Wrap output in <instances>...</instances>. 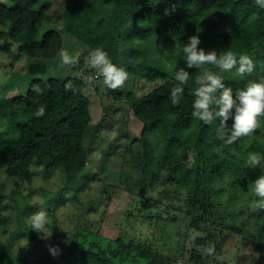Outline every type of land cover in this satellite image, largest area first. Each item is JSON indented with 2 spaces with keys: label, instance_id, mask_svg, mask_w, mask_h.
<instances>
[{
  "label": "trees",
  "instance_id": "16d2710c",
  "mask_svg": "<svg viewBox=\"0 0 264 264\" xmlns=\"http://www.w3.org/2000/svg\"><path fill=\"white\" fill-rule=\"evenodd\" d=\"M8 1L13 5L0 4V25L8 27L9 36L29 57L55 56L63 42L61 32H40V26L51 19V1ZM62 30L93 50L103 49L115 64L125 58L126 49L128 55L141 52L142 42L134 47L138 40L148 42L154 37L165 42L168 62L148 54L147 47H143V61L124 62V69L135 77L160 81L141 96L133 92L126 96L134 115L144 125L138 151V168L143 176L140 187L127 190L147 194L166 180L174 181L186 192L184 211L191 218L190 227L199 233L190 261L207 264L213 254L202 255L201 246H211L219 252L229 235L239 234L242 247L248 251L239 257V264H250L256 253L264 251V219L253 231L228 224L217 196L221 198L225 190L237 186H250L262 174L260 168H248L244 161L249 152L264 154L263 136L257 134L264 131V117L258 118L260 127L253 134L231 145L216 140L219 121L204 125L191 116V104L196 77L203 71L218 73V69L211 65L187 68L182 45L190 36L199 35V47L206 51L216 50L219 54L231 50L237 58L249 55L255 63L251 74L261 75L256 81H264V54L260 53L264 50V9L255 0H69ZM121 46L125 48L122 52ZM180 68L189 72V81L181 104L174 106L169 95L176 83L174 74ZM46 71L43 64L29 66L31 74ZM220 75L233 91L246 85V80L237 74ZM37 86L41 92L34 91ZM85 87L86 82L74 76L37 78L31 81L26 94L0 98V170L28 184L34 180V166L47 173L60 171L64 189L77 195L88 181L84 140L92 116ZM41 106L45 114L37 117L35 113ZM232 122L230 118L229 127ZM163 170L165 179L161 176ZM220 181L223 183L217 184ZM44 195L51 225L57 230L50 204L52 196L60 192L51 194L45 190ZM7 207L0 189V227L10 221L4 214ZM85 236L84 242L68 249L73 264H181L151 247L121 238H108L95 231ZM262 260L261 256L256 263Z\"/></svg>",
  "mask_w": 264,
  "mask_h": 264
},
{
  "label": "rangeland",
  "instance_id": "374dc122",
  "mask_svg": "<svg viewBox=\"0 0 264 264\" xmlns=\"http://www.w3.org/2000/svg\"><path fill=\"white\" fill-rule=\"evenodd\" d=\"M50 1L48 12L51 19L40 26V32L50 29L61 32L63 42L55 56L29 57L20 43L9 36L8 27L0 25V98L26 94L31 81L37 78H82L86 82L85 94L91 102L92 116L84 140L88 153L85 169L88 181L75 195L73 191L64 189V177L60 171L47 173L34 166V180L28 184L0 170V189L8 205L4 214L10 217L7 225L0 227V264H73L68 249L84 242L85 233L89 231L151 247L181 264H195L190 257L199 233L190 227L191 218L184 211L185 190L179 189L170 180L147 194L127 190L140 187L143 176L138 168V151L142 145L144 125L134 115L126 96L129 92L141 96L160 81L147 82L127 71L128 78L121 88H107L102 77L90 65V55L94 50L62 30L69 0ZM0 4L13 5L8 0H0ZM140 42L143 43L141 52L128 55L126 49L125 58H119L117 65L123 67L126 59L136 63L143 61L145 47L148 54L168 62V48L163 40L154 37L148 42L138 40L134 47L142 45ZM124 49L121 46L120 52ZM62 50L73 55L79 53L77 62L72 66H61ZM260 53L263 55L264 50ZM31 63L43 64L47 71L44 74H31ZM220 74L236 76L235 69ZM247 78L256 81L262 76L249 74ZM257 134L263 136L264 140L263 130ZM161 176L166 178L165 170L161 171ZM221 183L223 181L217 182L219 185ZM245 186L225 190L222 193L224 196H217V203L228 224L253 231L264 219V209L253 207L256 200L254 191L249 185ZM45 190L51 194L60 192V195L52 196L53 202L50 204L58 229L54 230L48 216L47 231L49 235L52 234L48 240L42 239L41 234L31 228L29 219L33 213L41 210L49 213L45 204ZM51 247L57 249L56 255L50 252ZM245 254L248 251L242 247L241 236L229 235L219 252H213L207 264H239V257ZM261 256L264 257V251L256 253L250 264H257ZM261 264H264V260Z\"/></svg>",
  "mask_w": 264,
  "mask_h": 264
},
{
  "label": "clouds",
  "instance_id": "9594fccd",
  "mask_svg": "<svg viewBox=\"0 0 264 264\" xmlns=\"http://www.w3.org/2000/svg\"><path fill=\"white\" fill-rule=\"evenodd\" d=\"M255 4L264 9V0H255ZM201 39L199 35H193L188 38V42L182 45V54L186 60L187 68L196 69L205 65L216 67L219 72L213 73L203 71L196 77L195 87L192 95L195 99L191 104V116L204 125H211L214 121H219V127L216 131V140L231 145L242 137L253 134L260 127L259 117H264V81L247 80V76L255 70V63L251 56L240 55L238 58L231 50L206 51L199 47ZM79 57V53L70 54L67 50L60 52V65L72 66ZM90 65L96 70V74L102 77L103 84L109 89L121 88L128 78L127 71L112 62L107 52L101 48L95 49L90 55ZM246 80V85L242 89L233 91V89L223 81L220 73L232 72ZM173 79L176 81L172 87L169 100L172 105L179 106L184 93L185 85L189 81V72L185 68H180L175 72ZM71 85H66L70 87ZM34 91L41 92L38 86ZM234 110V111H233ZM45 114V108L41 106L35 115L37 117ZM232 119L231 127L228 126L229 119ZM247 167L260 168L262 174L251 183L254 186L253 191L257 199L253 202V207L264 209V154L258 152H249L244 161ZM31 228L41 238L48 240L51 235L48 234V214L45 211L33 213ZM50 252L57 254V249L51 247ZM202 255H212L214 248L211 246H201Z\"/></svg>",
  "mask_w": 264,
  "mask_h": 264
},
{
  "label": "water",
  "instance_id": "95a60500",
  "mask_svg": "<svg viewBox=\"0 0 264 264\" xmlns=\"http://www.w3.org/2000/svg\"><path fill=\"white\" fill-rule=\"evenodd\" d=\"M202 235V234H201ZM203 236V235H202Z\"/></svg>",
  "mask_w": 264,
  "mask_h": 264
}]
</instances>
